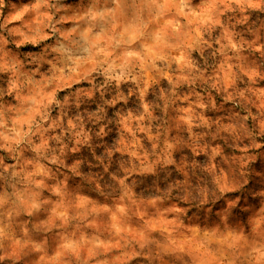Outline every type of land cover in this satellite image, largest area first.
<instances>
[{
    "label": "rangeland",
    "instance_id": "obj_1",
    "mask_svg": "<svg viewBox=\"0 0 264 264\" xmlns=\"http://www.w3.org/2000/svg\"><path fill=\"white\" fill-rule=\"evenodd\" d=\"M0 264H264V0H0Z\"/></svg>",
    "mask_w": 264,
    "mask_h": 264
},
{
    "label": "clouds",
    "instance_id": "obj_2",
    "mask_svg": "<svg viewBox=\"0 0 264 264\" xmlns=\"http://www.w3.org/2000/svg\"><path fill=\"white\" fill-rule=\"evenodd\" d=\"M44 2H47V0H44ZM38 4H39V0H38ZM14 19H20V16H16L14 17Z\"/></svg>",
    "mask_w": 264,
    "mask_h": 264
}]
</instances>
